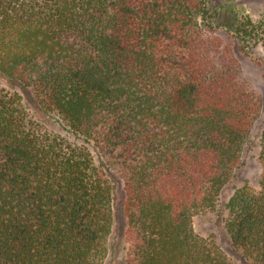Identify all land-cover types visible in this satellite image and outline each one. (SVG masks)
<instances>
[{"label":"trees","instance_id":"trees-1","mask_svg":"<svg viewBox=\"0 0 264 264\" xmlns=\"http://www.w3.org/2000/svg\"><path fill=\"white\" fill-rule=\"evenodd\" d=\"M257 45L264 12L213 0H0V264H105L113 232L123 264H264V171L225 205L231 258L192 223L240 165Z\"/></svg>","mask_w":264,"mask_h":264},{"label":"rangeland","instance_id":"rangeland-1","mask_svg":"<svg viewBox=\"0 0 264 264\" xmlns=\"http://www.w3.org/2000/svg\"><path fill=\"white\" fill-rule=\"evenodd\" d=\"M226 5L233 7L240 12L248 13L252 17H257L264 12V0H213V5ZM239 62L238 78L242 80L247 88L253 93L258 110L252 121L250 131L241 153L240 165L235 171L233 179L222 190L215 205L207 208L193 216L192 223L196 234L214 242L222 251L231 258V242L226 230L227 210L225 205L233 192L243 185L259 189L260 179L264 168L261 160V138L264 130V50L257 45L248 53L237 54ZM2 87H10L0 80ZM45 129L69 137V133L58 122L57 116H41ZM124 196L122 182L116 183L114 194V205L118 214V232L124 229V219L122 217V198ZM112 233L109 242L114 243L115 251L110 253L105 260V264H123L124 243ZM237 264H239L237 262Z\"/></svg>","mask_w":264,"mask_h":264}]
</instances>
